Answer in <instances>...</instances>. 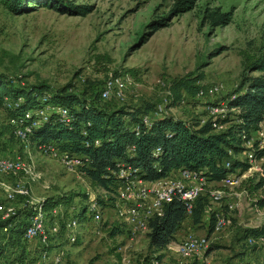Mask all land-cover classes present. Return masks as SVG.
Instances as JSON below:
<instances>
[{"label": "rangeland", "instance_id": "374dc122", "mask_svg": "<svg viewBox=\"0 0 264 264\" xmlns=\"http://www.w3.org/2000/svg\"><path fill=\"white\" fill-rule=\"evenodd\" d=\"M74 1L92 3L93 8L85 14H69L38 5L14 12L7 0H0V71L24 83L68 84V89L85 94L99 88L108 77L119 76L125 83L124 97L112 96L104 103L136 106L149 101L155 108L162 107L160 113L192 124L225 111L228 120L216 130L232 121L235 108L227 106V99L239 82L243 51L262 41L264 0H195L189 9L176 14L170 11L174 0ZM207 7L230 10V19L212 24L204 16ZM162 15H166L165 23L153 28L151 21ZM129 67H134L135 73ZM189 71L202 72L198 80L202 85L221 82L223 86L215 94L198 97L184 92L180 101L173 102L168 95L171 79ZM260 124L264 127V118ZM242 138L240 149L231 151L249 164L230 170L223 179H208V185L221 188V196L211 200L199 222H193L188 213L174 238L163 249L154 250L147 229L132 234L117 216L116 192L108 199L110 190L95 185L79 166L42 153L29 138H17L0 105V154L19 153L36 171L35 178L22 172L16 177L25 180L40 199L73 193L72 202L55 204L65 215L78 217L83 207L76 239L70 240L65 230L51 235L49 246L64 248L65 264H138L144 256L158 253L162 255L155 264H262L264 240L247 243L244 228L264 224V205L254 202L263 190L247 189L249 176L258 175L264 167V152L254 156L255 149L261 147L255 144L256 137ZM92 200L96 203L89 209ZM17 211L19 217L25 215L20 208ZM212 213L215 218L223 216L225 223L210 230ZM112 224L122 231L110 235ZM188 235L204 238L206 248L180 256L177 243ZM23 243L26 249L33 245L31 240Z\"/></svg>", "mask_w": 264, "mask_h": 264}, {"label": "trees", "instance_id": "16d2710c", "mask_svg": "<svg viewBox=\"0 0 264 264\" xmlns=\"http://www.w3.org/2000/svg\"><path fill=\"white\" fill-rule=\"evenodd\" d=\"M194 2L174 0L170 11L176 14L189 9ZM7 4L14 12L29 11L38 5L69 14H85L93 8L92 3L74 0H7ZM204 16L212 24H222L230 19V10L207 7ZM165 17L162 15L152 20V27L164 24ZM129 70L135 73L134 67H129ZM254 70L258 73H252ZM201 77L202 72L189 71L171 79L172 101H180L184 92L194 95ZM101 86L85 94L84 91L68 89V84L52 87L45 81L24 83L19 77L15 79L0 71V105L8 117L17 118L23 117L27 109L41 104L43 94L50 101L66 105L71 113L68 120L57 112H51L32 127L29 140L35 143L54 141L60 149L79 153L83 160L80 168L95 185L110 190L108 199L126 179L116 172L120 166H129L133 175L143 179L166 175L179 166L194 169L209 180L223 179L230 170L237 166L245 168L249 164L235 157L231 150H239L242 136L248 138L264 118V35L259 45L243 51L239 82L227 99V105L235 108V112L230 117L232 121L221 129H214L210 119L192 124L170 113L154 114L151 123L146 124L142 114L155 109L154 103L110 105L104 102L112 97L102 98ZM222 120H228L227 115ZM255 144H258L257 140ZM263 152L264 144L255 149L254 156L258 157ZM225 161L229 164L226 165ZM258 188L263 191L256 194L254 202L260 206L264 205V167L258 175L249 176L247 189L254 192ZM73 196V193L50 195L44 197L42 203L50 209L58 203L72 202ZM206 200L205 194H199L190 212L180 197L165 202L163 212L149 218V245L154 250L163 249L174 238L188 213L193 222H199ZM82 208L77 213L79 219L84 217ZM215 219L212 213L210 230L214 228ZM7 220L0 218V252L8 250L5 255L11 253L23 257L27 254L21 236L27 223L26 215L18 216L13 224L5 227ZM108 231L113 235L122 229L112 224ZM248 234L255 237L264 235V224L245 227L244 236ZM161 255H146L138 264H153V260H159Z\"/></svg>", "mask_w": 264, "mask_h": 264}, {"label": "built area", "instance_id": "2783aa9c", "mask_svg": "<svg viewBox=\"0 0 264 264\" xmlns=\"http://www.w3.org/2000/svg\"><path fill=\"white\" fill-rule=\"evenodd\" d=\"M124 85L121 77H108L101 86V97L123 98ZM222 86L221 82H211L208 85L200 84L193 96L198 97L207 93L215 94ZM168 95L171 96L170 88ZM40 103L36 107L27 109L23 117H10L13 132L17 138L28 139L32 127L39 121L46 119L51 112H57L66 120L71 116L66 105L48 100L46 94L41 96ZM161 108V106L156 107L154 113H160ZM151 114L152 111L142 114L144 123H151ZM225 116V111L213 115L210 120L214 127L222 126L225 122L222 117ZM25 117L27 120L23 121ZM137 126L138 124H136ZM254 137H256L259 145L264 144V127L262 124L250 132L248 139ZM36 145L42 153L59 158L69 166H79L80 168L83 162L79 153L60 149L54 141H43L36 143ZM225 164L228 165L229 161H225ZM19 172L31 178H35L36 175L32 163L24 159L21 154H0V218H8L4 226H9L18 218L19 212L17 210L20 208V212L24 213L27 219L21 236L24 240H31L33 245L27 247L28 254L23 257L8 258L4 252H0V264H65L64 248L49 246L51 235L65 230L70 240L76 239L80 232V220L75 215H65L57 205L50 209L45 208L42 199L32 194L29 184L19 176L16 177ZM116 172L126 179L114 194V208L117 216L127 224V228L132 234L138 230H149V218L161 214L164 203L174 197L183 199L188 212H190L194 199L199 194L206 195L205 210L209 209L211 200L221 196V188L208 185L206 183L208 179L186 166H179L171 170L170 173L154 179L136 177L132 174L129 166H120ZM95 203L96 201L92 200L87 207L92 209ZM50 212L52 216L49 217ZM224 223L223 216L216 215L214 227L218 228ZM245 238L247 243H253L264 240V235L255 237L248 234ZM204 241L202 237L188 235L177 243L176 250L180 256L194 255L206 248ZM156 261L158 260H153V264ZM110 264H121V262L116 261ZM262 264H264V254Z\"/></svg>", "mask_w": 264, "mask_h": 264}]
</instances>
